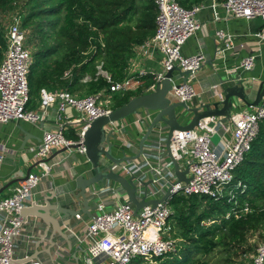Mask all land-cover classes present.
Returning <instances> with one entry per match:
<instances>
[{
    "label": "built area",
    "instance_id": "obj_1",
    "mask_svg": "<svg viewBox=\"0 0 264 264\" xmlns=\"http://www.w3.org/2000/svg\"><path fill=\"white\" fill-rule=\"evenodd\" d=\"M157 8L156 31L154 37L136 51L150 46L158 48L165 56L162 71L154 74L155 84L165 79L166 74L175 67L181 72H189L186 82L184 76L176 73L171 79L173 87L169 98L173 101L190 103L197 92L190 80L202 68L206 61L204 54L184 56L182 49L186 42L204 26L197 19L201 5L191 9L183 7L179 0H154ZM226 14L234 18L264 20V0H226L222 4ZM22 16L14 15L7 27V49L0 64V124L11 121H26L31 123L44 122L49 119L47 110L56 106L55 127L45 132L41 144L31 149L37 161L40 173H30L13 189L11 195L0 201V264H49L41 259L20 263L27 258H18V248L24 242L32 247L38 234H41L38 224H33L29 218L22 215V211L34 202L36 190L41 183L52 174L54 167L46 161L58 150L79 152L85 156L84 135L90 124L101 117L108 116L113 111V101L116 95L125 96L137 91L142 83L134 76H127L121 81H113L110 75L104 73L100 67L98 75H102L110 87L96 94L78 97L67 90L40 92L43 111L29 110L31 90L29 84L30 71L33 66V55L27 46V33L22 27ZM264 40V27L258 34ZM217 40L224 42L229 50L233 47L232 38L224 31H218ZM256 57L248 56L236 68L228 70V75L239 71L249 72L255 68ZM68 75V73H67ZM140 75H145L141 73ZM86 76L83 81H90ZM222 85V83H221ZM221 85L211 88V91L222 98ZM74 110L81 116L79 119H68L67 110ZM137 123L149 125L152 115L143 112L137 115ZM264 121V102L251 111L232 113L229 118L221 119L209 117L200 121L191 131H176L172 137L171 150L174 158L183 169L189 168V182H178L173 163L165 150L166 137L163 133L151 137V152L143 153L140 159L115 165L103 162L106 170H112L127 178L135 177L137 197L141 201L160 200L168 190L171 197L157 207L146 206L135 214V206L128 202L125 191L117 184L107 183L90 192L92 203V217L77 214L72 220L83 223L82 231L76 226L64 224L67 232L73 238L78 248H85L86 254L82 264H135L137 260L144 264H154L156 260L167 253L176 250V241L172 237L169 219L173 214L170 200L174 195L199 196L220 199L229 196V202L236 205L239 183L232 186L234 173L244 162L258 138L260 125ZM76 124H83V130L77 141L66 137V133ZM148 127V126H147ZM111 129L122 136L117 123ZM231 138L227 140L226 135ZM219 138L218 146L213 142ZM121 141H124L123 139ZM123 143V142H122ZM74 145H79L74 149ZM130 146V145H129ZM152 181L149 185L145 183ZM93 194V195H92ZM95 200L99 202L95 203ZM95 205V206H94ZM111 206L112 210H107ZM250 204L246 203L238 210L237 207L227 213L226 219L239 218L243 214L251 213ZM32 225V226H31ZM33 227L34 230H30ZM63 245H58L54 253L53 263L57 260L58 251ZM56 257V258H55ZM58 264V263H57ZM253 264H264V243L258 246Z\"/></svg>",
    "mask_w": 264,
    "mask_h": 264
},
{
    "label": "trees",
    "instance_id": "obj_2",
    "mask_svg": "<svg viewBox=\"0 0 264 264\" xmlns=\"http://www.w3.org/2000/svg\"><path fill=\"white\" fill-rule=\"evenodd\" d=\"M191 1L202 2L179 0L185 8ZM14 15L22 16V27L33 38L27 46L33 44L35 49L29 84L36 99L42 89L81 96L109 89L107 80L98 75L99 67L113 81L125 79L136 48L155 34L157 8L154 0H0V64L7 49L6 18L11 22ZM86 76L91 80L83 81ZM142 80L137 91L114 97L113 110L151 92L153 77ZM239 183L236 205L229 196L174 195L169 223L176 250L156 264H210L217 251L226 255L219 264H236L233 256L256 252L255 240H264V121L234 173L232 186ZM246 203L251 213L226 219L234 206L240 210Z\"/></svg>",
    "mask_w": 264,
    "mask_h": 264
},
{
    "label": "crops",
    "instance_id": "obj_3",
    "mask_svg": "<svg viewBox=\"0 0 264 264\" xmlns=\"http://www.w3.org/2000/svg\"><path fill=\"white\" fill-rule=\"evenodd\" d=\"M225 1L202 0L199 4H194L191 1V6L188 7V9H191L194 6L201 5L202 9L198 13L197 19L204 26V29L196 32L186 42L182 53L184 56L202 53L206 57V61L196 74V77L190 80V84L193 85L197 92V96L189 103L191 107H197L203 102L207 103L211 97H218L211 91V88L235 77L255 82L256 85L251 96L253 100L259 83L264 81V40H260L258 37L264 27V20L258 17L248 20L228 16L222 6ZM218 31H224L232 38L233 47L231 49L226 50L224 42L217 40L216 34ZM141 46H144V44L139 47ZM251 55L256 57L255 68L252 71H239L233 75L226 73L228 70L238 67L244 58ZM164 59V54L155 46L145 47L138 52L136 51L135 58L130 63L128 75L138 78L143 84L142 78L153 77L154 74L162 71ZM141 73H145V75H140ZM223 89L224 87L221 85L220 91L222 92ZM45 90L51 93L56 92ZM34 97H31L32 102L28 106L29 110L43 111L41 96L39 95L36 99ZM240 111H251V109L241 105V108L236 109L233 114ZM47 112L49 113V119L37 124L26 121H11L8 124H0V190L11 181L21 179L30 169L32 173H40L39 168L36 166L35 155L31 152V149L39 146L45 132L51 131L55 127L56 106L49 108ZM65 116L68 119H79L81 115L69 109ZM137 117L136 115L117 123L121 129L122 136L117 134L118 139L112 141L116 144L113 149V155L116 158L133 156L139 152V142L146 132L148 123L146 125L138 124ZM191 119V114H187L185 111L181 112V122L183 124L189 123ZM82 130L83 124H76L66 133V137L72 141H77ZM226 138L229 140L231 135L227 134ZM122 139L124 140L122 141L123 143L121 142ZM152 140L150 139L145 146L144 152L148 154L151 152L150 142ZM214 143L218 146V137H215ZM59 151H55L50 156L49 159L51 160L48 159L52 164H58L54 167L49 178L41 183L36 190L34 202H31L26 208H31L35 205L45 206L46 203L59 204L75 210L82 207V202H77L73 196L78 192L76 179L80 175L87 177L92 170V166L86 157L78 151L58 154ZM17 184L3 191L0 195V201L11 195ZM95 191L96 188H94ZM97 202L99 200H95V203ZM112 209L111 206L107 207L109 211ZM51 216L60 221L63 235L55 232L52 226L49 227L40 218L27 216L33 224H38L41 234L37 235L32 247L29 249V246H26L24 242L20 243L17 257L22 259L28 256L21 260L20 263L36 260L31 258L38 252V259L52 264L57 246L63 245V249L58 251L60 254L54 263L82 264L86 249L84 247L78 248L74 244L73 238L68 234L64 224L70 223L76 226V230L80 232L84 228L83 223L71 218H64L57 212H51ZM30 230H34V228L31 227Z\"/></svg>",
    "mask_w": 264,
    "mask_h": 264
},
{
    "label": "water",
    "instance_id": "obj_4",
    "mask_svg": "<svg viewBox=\"0 0 264 264\" xmlns=\"http://www.w3.org/2000/svg\"><path fill=\"white\" fill-rule=\"evenodd\" d=\"M176 73H180L184 76V82L187 81L190 74L189 72H181L180 68L175 67L166 74L164 80L156 84L154 90L131 99L124 106L113 110L108 116L98 118L90 124V127L85 132L83 145L86 149L85 157L92 166V170L87 177L83 175L78 176L76 179L78 192L73 195L77 202H82V207L80 209L75 210L63 207L59 204L52 205L51 203H46L45 206L35 205L31 208H24L22 215L24 217L35 216L40 218L49 227L52 226L55 232L63 235L60 221L53 218L51 212H57L64 218H74L77 214H84L92 217L93 214L91 210L93 200L90 199V192L94 187H99L107 183L117 184L125 191L128 196V202L135 206L136 215L140 209L146 206L152 205L153 207H157L158 204L166 202L172 196L171 190H168L165 196L160 200H146L144 198L140 201L137 197V187L134 183L135 177L132 176L127 178L112 170H106L103 166V162L119 165L124 162L140 159L151 137L163 133L166 137L165 150L173 163L178 182L188 183L189 168L182 170V166L172 154L171 143L174 132L191 131L194 130L203 119L209 117L226 119L229 118L236 109L241 108V105H244L247 109H256L264 102V81L259 83L256 95L252 100L251 96L254 86L256 85L255 82L245 81L240 77H235L222 83L224 87L222 90V98L211 97L208 99L207 103L203 102L197 107H191L189 103L173 101L169 98L170 91L173 87L171 79L175 77ZM182 111L192 115L191 121L187 124L181 122ZM143 112L150 113L152 119L139 142V152L133 156L116 158L113 155V149L116 144L112 141H116L118 136L115 130L111 129L112 125ZM79 147V145L73 146L74 149H78ZM65 152H67V149L64 148L60 150L58 154ZM49 160L46 161L49 162ZM30 173L31 169L28 170L21 179H16L8 183L0 190V195L6 189L23 181ZM151 182L152 181L147 182L145 185L147 186ZM37 253H35L31 259H38Z\"/></svg>",
    "mask_w": 264,
    "mask_h": 264
},
{
    "label": "rangeland",
    "instance_id": "obj_5",
    "mask_svg": "<svg viewBox=\"0 0 264 264\" xmlns=\"http://www.w3.org/2000/svg\"><path fill=\"white\" fill-rule=\"evenodd\" d=\"M6 21L7 22H9L10 23V20H9V17H8V19L6 18ZM9 25V24H8ZM7 28V27H6ZM29 30L31 31V29L29 28ZM26 33H27V41H32V35H31V33L28 31V30H26ZM28 48L31 50V52H32V55H33V53H34V45L33 44H30V46H28ZM33 60H34V56H33ZM83 92H85V91H83ZM87 95V94H86ZM75 96H78V97H83V96H81V95H79V94H77V95H75ZM213 142H215V138L213 139ZM206 224V223H205ZM171 225V224H170ZM171 227V226H170ZM254 242V241H253ZM262 243H264V240H261V241H256L255 240V243L254 244H256L257 245V248H258V246L259 245H261ZM254 254L255 253H247L246 255H243V256H240V257H235V256H233V258H234V260H235V262H236V264H253V256H254ZM223 258H226V255L225 254H221V253H219L218 251L217 252H215L214 254H212L211 255V262H210V264H219L220 262H223ZM141 263V261L140 260H137L136 262H135V264H140ZM145 262L144 261H142V264H144ZM154 264H156V262H154Z\"/></svg>",
    "mask_w": 264,
    "mask_h": 264
}]
</instances>
